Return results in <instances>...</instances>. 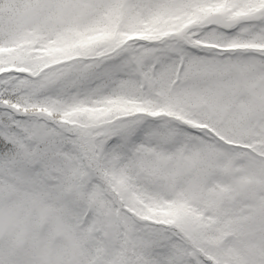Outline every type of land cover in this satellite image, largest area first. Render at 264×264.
I'll use <instances>...</instances> for the list:
<instances>
[{"label":"snow or ice","instance_id":"snow-or-ice-1","mask_svg":"<svg viewBox=\"0 0 264 264\" xmlns=\"http://www.w3.org/2000/svg\"><path fill=\"white\" fill-rule=\"evenodd\" d=\"M0 264H264V0H0Z\"/></svg>","mask_w":264,"mask_h":264}]
</instances>
